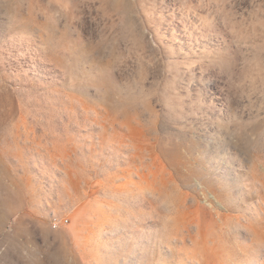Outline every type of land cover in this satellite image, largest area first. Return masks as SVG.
<instances>
[{"label":"rangeland","instance_id":"obj_1","mask_svg":"<svg viewBox=\"0 0 264 264\" xmlns=\"http://www.w3.org/2000/svg\"><path fill=\"white\" fill-rule=\"evenodd\" d=\"M0 264H264V0H0Z\"/></svg>","mask_w":264,"mask_h":264},{"label":"bare ground","instance_id":"obj_2","mask_svg":"<svg viewBox=\"0 0 264 264\" xmlns=\"http://www.w3.org/2000/svg\"><path fill=\"white\" fill-rule=\"evenodd\" d=\"M65 42H66V41H65ZM65 46H66V45H65ZM66 47H67V46H66ZM66 47H65V48H66Z\"/></svg>","mask_w":264,"mask_h":264},{"label":"built area","instance_id":"obj_3","mask_svg":"<svg viewBox=\"0 0 264 264\" xmlns=\"http://www.w3.org/2000/svg\"><path fill=\"white\" fill-rule=\"evenodd\" d=\"M54 226H56V224H54Z\"/></svg>","mask_w":264,"mask_h":264}]
</instances>
